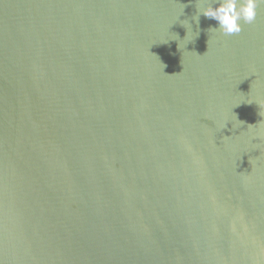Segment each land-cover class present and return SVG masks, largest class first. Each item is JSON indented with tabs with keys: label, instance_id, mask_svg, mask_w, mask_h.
<instances>
[{
	"label": "water",
	"instance_id": "1",
	"mask_svg": "<svg viewBox=\"0 0 264 264\" xmlns=\"http://www.w3.org/2000/svg\"><path fill=\"white\" fill-rule=\"evenodd\" d=\"M202 6L0 0V264H264V4Z\"/></svg>",
	"mask_w": 264,
	"mask_h": 264
},
{
	"label": "clouds",
	"instance_id": "2",
	"mask_svg": "<svg viewBox=\"0 0 264 264\" xmlns=\"http://www.w3.org/2000/svg\"><path fill=\"white\" fill-rule=\"evenodd\" d=\"M200 7L192 18L199 25L200 16L218 22V30L223 36L238 35L243 24H251L257 16V8L264 0H202ZM226 127V126H225Z\"/></svg>",
	"mask_w": 264,
	"mask_h": 264
}]
</instances>
